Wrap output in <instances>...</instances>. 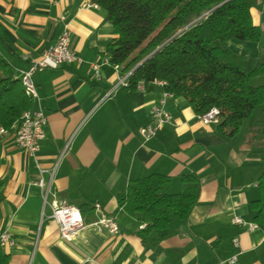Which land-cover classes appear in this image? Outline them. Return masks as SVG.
<instances>
[{
    "label": "crops",
    "instance_id": "0c3cea01",
    "mask_svg": "<svg viewBox=\"0 0 264 264\" xmlns=\"http://www.w3.org/2000/svg\"><path fill=\"white\" fill-rule=\"evenodd\" d=\"M252 3L261 41L229 42L247 56L248 64L264 59V0ZM66 27L80 61L48 66L32 76L46 116L34 157L16 145L14 125L0 133V232L15 240L1 249L9 255L8 263L264 264V231L248 227L254 223L249 204L258 197L263 170L251 156L252 127L221 136L216 123H202L186 100L173 96L164 104L170 121L142 142L139 129L149 121L163 87L153 84L142 91L120 85L129 72L104 63L114 36L105 10L86 6V0H0V51L17 73ZM91 63L100 64L99 78ZM151 173L170 177V193L182 190L183 174L198 180L189 215L173 220L163 237L123 214L117 198L131 181ZM39 178L50 188L46 200L35 184ZM55 199L83 205L87 225L70 242L59 237L50 218ZM93 203L117 218V234L89 224L95 218ZM234 217L245 224L234 223ZM234 254L236 261L229 263Z\"/></svg>",
    "mask_w": 264,
    "mask_h": 264
},
{
    "label": "trees",
    "instance_id": "16d2710c",
    "mask_svg": "<svg viewBox=\"0 0 264 264\" xmlns=\"http://www.w3.org/2000/svg\"><path fill=\"white\" fill-rule=\"evenodd\" d=\"M92 1L112 23L114 36L105 56L129 72L126 88L164 81L163 89L186 100L196 115L216 108L217 133L228 138L238 133L245 119L258 117L249 130L251 156L259 159L263 170L258 197L249 205L254 223L264 231V84H250L252 77L264 75V61L248 69L247 56L229 44L261 41V29L252 20V0ZM30 107L19 73L0 51V126L10 131ZM180 178L183 188L176 193L166 191L171 181L167 175L151 173L131 181L117 197L122 213L139 225L146 223L157 237L165 236L169 224L185 219L197 201L196 176ZM78 208L82 211L83 205ZM8 262L9 255L0 249V264Z\"/></svg>",
    "mask_w": 264,
    "mask_h": 264
},
{
    "label": "built area",
    "instance_id": "2783aa9c",
    "mask_svg": "<svg viewBox=\"0 0 264 264\" xmlns=\"http://www.w3.org/2000/svg\"><path fill=\"white\" fill-rule=\"evenodd\" d=\"M86 6L97 7L98 5L92 0H86ZM71 61H80V58L70 47V33L66 27L61 31L53 45L46 48L38 59H31L29 61V67L19 73L24 92L31 99V107L25 110L18 122L14 124V141L18 147L23 149L30 156L34 157L38 150L39 143L44 138L43 127L46 124V116L40 105L39 96L36 92L32 76L36 71L48 66H59ZM104 63H110L107 57L104 58ZM114 67L118 68L116 65H114ZM91 69L93 71V76L99 78L100 64L91 63ZM128 75L129 73L120 81V85H127ZM151 84L164 87L165 82L154 80ZM146 87V84L143 82H139L136 86V88L142 91H144ZM169 97H173V94L163 89L158 102L154 104L150 110L149 121L139 129L142 142H146L153 138L163 125L170 121V115L164 107L165 100ZM196 118L204 124L211 122L217 123L219 121L218 110L212 107L205 113L196 115ZM5 132L6 129L0 126V133ZM35 184L40 187L42 198L46 200L50 193L49 185H47L42 178H39ZM91 206L95 213V218L89 224L99 231H105L112 235L117 234L119 232L117 218L105 214L98 203H93ZM51 210L50 218L57 224L59 237L64 241H72L87 225L83 220L79 208L76 205L68 203L64 199L52 200ZM233 222L240 225L245 224L239 217H234ZM248 227L253 229L256 228L257 225L250 223ZM232 243L237 247V238L232 239ZM14 244V238L7 231L0 232V249L12 247ZM236 256V254L231 256L228 259L229 263H234L237 259Z\"/></svg>",
    "mask_w": 264,
    "mask_h": 264
},
{
    "label": "rangeland",
    "instance_id": "374dc122",
    "mask_svg": "<svg viewBox=\"0 0 264 264\" xmlns=\"http://www.w3.org/2000/svg\"><path fill=\"white\" fill-rule=\"evenodd\" d=\"M233 41H236V40H233ZM263 61H264V59H262L261 62H263ZM254 64H255L254 62L249 63L248 64V69H251L254 66ZM250 84L255 85V86L264 84V75H256V76L252 77L251 80H250ZM257 118L258 117L254 115V116H252V117H250L248 119H245L243 121V124H242V127H241V131L246 130L249 126H253V122Z\"/></svg>",
    "mask_w": 264,
    "mask_h": 264
},
{
    "label": "water",
    "instance_id": "95a60500",
    "mask_svg": "<svg viewBox=\"0 0 264 264\" xmlns=\"http://www.w3.org/2000/svg\"><path fill=\"white\" fill-rule=\"evenodd\" d=\"M199 18H200V17H199ZM154 52H155V51H154ZM152 53H153V52H152ZM152 53H151V54H152ZM151 54H150V55H148V56H147V57H146L144 60H146L147 58H149V57L151 56Z\"/></svg>",
    "mask_w": 264,
    "mask_h": 264
}]
</instances>
